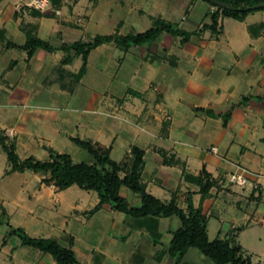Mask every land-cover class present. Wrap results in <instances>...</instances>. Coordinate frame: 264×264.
<instances>
[{"label":"crops","instance_id":"obj_1","mask_svg":"<svg viewBox=\"0 0 264 264\" xmlns=\"http://www.w3.org/2000/svg\"><path fill=\"white\" fill-rule=\"evenodd\" d=\"M28 1L0 0V130H16L15 150L23 155L19 158L41 155L46 160L47 149L67 154L61 146L74 144L76 138L110 149V159L118 164H130L131 149L137 147L143 151L141 182L150 194L184 211L191 202L207 219L209 241L233 240L252 264H260L247 243L264 237V178L250 177L240 188L228 185L226 177L238 166L264 174V12L243 20L220 17L218 35L213 36L210 30L199 32L204 21L209 24L203 0L193 5L185 0H59L55 5L50 0L55 15L18 12L17 5ZM144 5L148 17L142 15ZM160 21L199 33L182 48L159 52L151 44L142 46L152 51L151 57L113 43L99 46L90 52L86 73L72 92L59 87L58 76L53 84L45 80L56 71L62 51L38 49L27 61L26 52L4 48L7 42L25 43L24 25L58 47L84 41L88 33L89 38L136 35ZM250 27L256 29L254 35ZM102 49L105 54L94 58ZM72 64L65 72L76 74L81 64L78 70ZM244 97L249 98L241 103ZM73 99L76 106L70 103ZM79 157L93 164L84 149L71 159L77 163ZM9 169L0 172V179L13 174H6ZM194 178L202 181L190 180ZM206 181L211 187L203 197ZM34 187L30 192L21 187L11 201L0 199L11 227L16 218L18 227L13 228L70 248L80 264H173L167 249L172 233L181 227L177 217L134 219L107 204L89 215L99 202L95 192L72 191L77 186L64 191ZM120 194L130 205L140 206L139 196L126 187ZM10 240L9 249L2 251L9 257H0V264H55L48 254L21 251L20 242L11 247ZM193 249L180 264H211Z\"/></svg>","mask_w":264,"mask_h":264},{"label":"trees","instance_id":"obj_2","mask_svg":"<svg viewBox=\"0 0 264 264\" xmlns=\"http://www.w3.org/2000/svg\"><path fill=\"white\" fill-rule=\"evenodd\" d=\"M203 1L214 7L216 11L209 14L210 23L203 24L199 32L210 30L213 35H218L217 27L220 17L243 20L250 13L264 11V9H252L256 5L264 4V0H214L219 3H225L230 8L216 7L206 0ZM54 4L56 5L58 2ZM32 28L29 25L21 27L26 35V41L22 46L7 42L4 48L26 52L27 61L32 58L38 49L48 53L62 51L65 55L58 67H56L55 72L60 81L61 89L69 92L73 91L75 85L86 73L90 52L99 46L113 43L118 48L127 51L131 48L152 44L162 33L177 37L184 44L192 36L199 33L186 32L175 24L160 21L156 26L136 35H96L87 41L79 39L70 44H61L58 47H54L50 43L39 39L35 34V28ZM255 30L254 27L249 28L253 35ZM76 58L81 60L78 72L76 74L65 72L64 67L71 65ZM64 74L68 75V79L72 83L63 78ZM248 98L244 97L241 103H245ZM229 116L230 111L224 116L225 123ZM72 141L92 156L93 164L74 163L70 155L57 153L51 149H47L48 159L44 161L36 160L33 157L21 160L16 153L14 143H8L4 132L0 130V146L6 155L7 163L10 167L6 174H23L25 172L48 173L44 183L52 184L58 191L77 186L82 190L95 192L99 202L88 212L89 215L98 212L103 205L107 204L113 211L123 213L134 219L177 217L180 220L181 227L172 233L167 249L168 255L173 259V264H180L190 248L198 250L215 264H252L251 259L248 256H244L242 247L235 244L233 240H208L207 219L199 208H193L191 202H188L187 210L184 211L174 202L163 203L146 190L145 185L141 182L143 168V151L141 149L137 147L131 149L133 158L130 164H118L110 159V149L76 138H73ZM190 180L195 182L202 181L199 178ZM121 187H126L132 193L137 194L140 199V206L130 205L126 198L120 194ZM210 187L211 183L209 181H206L205 185L201 187L203 197L206 196ZM0 225L7 226L9 236L19 238L20 246L29 247L40 253L50 255L55 264H80L70 248L63 247L54 240L30 237L23 228H13L7 221L3 222L0 220Z\"/></svg>","mask_w":264,"mask_h":264},{"label":"rangeland","instance_id":"obj_3","mask_svg":"<svg viewBox=\"0 0 264 264\" xmlns=\"http://www.w3.org/2000/svg\"><path fill=\"white\" fill-rule=\"evenodd\" d=\"M54 3H57L59 2V0H52ZM186 2L189 3V5H193V2L194 1H197V0H185ZM51 2V1H50ZM69 2H72V0H69ZM60 3V2H59ZM202 3H205L206 5V9L208 10V13L206 14V17L207 18V21L210 23V19H209V14L216 11L214 7L210 6L208 3H206L205 1H202ZM148 4V3H147ZM204 5V4H203ZM148 5H144L143 8H141V11L142 12V15L144 16H149L147 13H148V8H147ZM67 8H65V10L67 11V13L69 14L70 11H71V8H69V6H66ZM71 7V6H70ZM189 7V6H188ZM187 7V9H188ZM206 10V12H207ZM136 11V10H135ZM264 11H259V13H262ZM49 14L51 15H55V11L52 9V5H51V8L49 9L48 11ZM188 13V11L186 12ZM184 13V16L185 14ZM79 21L83 20V18L81 17H78ZM78 21V22H79ZM82 22V21H81ZM182 22V20L179 19V21L177 22L178 25ZM228 23H233V20H229ZM203 24H205V21L203 22ZM230 28L227 26V29ZM210 33V32H209ZM165 34V36H164ZM117 35V34H116ZM163 35V36H162ZM88 39L87 37H85L84 41H87V40H90L92 36V33H88ZM215 36V35H213ZM71 37H67V39H70ZM83 39V38H82ZM71 40V39H70ZM75 40V39H74ZM184 45H186L185 43H181L180 42V39L177 38V37H174L168 33H162L161 35H159L156 39V42L154 44H151V46H149V48H153L152 51L155 49L160 50L162 48H174V47H177V48H182L184 47ZM147 46V45H146ZM174 46V47H172ZM140 48H144V47H138V48H135V49H140ZM148 48V47H147ZM148 48V49H149ZM103 50V52H102ZM102 50H98V52H96L97 54L94 55V58H96L97 56H102L105 54V49H102ZM101 51V52H99ZM152 51H149L147 50V52L143 51V50H139V53L137 55H140L142 54V56H147V57H151V55L153 54ZM154 55V54H153ZM141 56V57H142ZM106 56H103V59H105ZM97 59V58H96ZM81 62L80 60H78L75 64H72L71 68L74 69V70H78V67L80 66ZM69 66V65H68ZM69 73V72H67ZM67 75V74H65ZM57 76V73L53 70L51 71L49 74H47L45 80L48 82H51L52 84L55 83L53 82V80L55 79V77ZM66 81H70L68 79V75L65 76ZM60 83V81H59ZM58 83V84H59ZM102 85V83H101ZM104 85V84H103ZM102 85V86H103ZM59 86V85H58ZM60 87V86H59ZM63 100L59 101V102H62ZM70 103L73 105V106H76L78 104L77 100L76 99H73L70 101ZM4 134H5V137L7 139V142L8 143H14V140L17 138V133H16V130L14 129H6L5 131H3ZM61 149L63 150V153H67V154H70L71 156H75L76 153H78V151H83V149L79 148L78 146H76L75 144H68V143H65L61 146ZM86 153V152H85ZM20 157H22V153L20 152L18 154ZM41 155H36V157H33L35 158L36 160H40V161H44L43 159H41L42 157H40ZM31 157V156H30ZM48 159V158H47ZM85 159H80L77 158L76 159V162L79 163V162H84ZM73 161V160H72ZM93 163H94V160H93ZM9 165L7 164V160H6V156L5 154L2 152V150L0 151V172H2L6 167H8ZM48 177V173H33V172H25L24 174H19V173H13L11 174L10 176L8 177H5L4 179H0V199H5L6 201H11V196L15 193L18 192V190L21 189V187L25 190V191H32L33 187L35 186V184L37 183V187H34V189H38L42 184L45 185V186H53L52 184L48 185L46 184V182L44 183V180H46ZM40 180V182H39ZM72 191L74 192H82V193H90L91 195H94L95 193L94 192H84L83 190H80L78 187H73L72 188ZM6 203V202H5ZM4 212V213H3ZM15 220L11 221V225L13 227H18V223H16V218H14ZM0 220L1 221H7V217H6V214H5V211L1 205V201H0ZM134 220V219H133ZM264 233V232H263ZM8 239H11L10 242V246L11 247H14V246H18L19 244V238L16 237V236H9L8 235V229H7V226L5 225H0V257H6L8 259L9 257V254L8 253H3L2 251L5 249V248H8L9 249V244L7 243ZM244 240V238H243ZM245 241V240H244ZM243 241V242H244ZM247 246H249V249L252 250V252H254L255 254H257V260L256 262H260V264H264V237H262V241L260 242H256V244H253V243H247ZM251 246V247H250ZM21 249V251H32L33 253H39L37 250H34L32 248H29V247H24V248H19ZM18 249V250H19ZM195 252L194 253H197L200 257H202L203 259H205L206 261H208V263H211V264H215L213 261H211L208 257L200 254V252L196 249H193ZM7 251V250H6ZM20 250L18 251V253H22ZM7 256H5V255ZM244 256H247V254L244 252ZM190 258L191 255H189ZM3 259V258H2ZM3 260L5 262H8L9 260Z\"/></svg>","mask_w":264,"mask_h":264},{"label":"built area","instance_id":"obj_4","mask_svg":"<svg viewBox=\"0 0 264 264\" xmlns=\"http://www.w3.org/2000/svg\"><path fill=\"white\" fill-rule=\"evenodd\" d=\"M51 8L50 0H30L28 2H23L18 4L16 9L17 11H30L35 10L39 12H47ZM58 14V13H57ZM211 151L216 152L215 149H211ZM264 178V174L256 173L250 171L244 167L238 166L235 168V171L229 173L226 177V182L228 185L233 187L244 188L249 183V178Z\"/></svg>","mask_w":264,"mask_h":264},{"label":"water","instance_id":"obj_5","mask_svg":"<svg viewBox=\"0 0 264 264\" xmlns=\"http://www.w3.org/2000/svg\"><path fill=\"white\" fill-rule=\"evenodd\" d=\"M206 1H208L209 3H211L212 5H214L216 7H220V8L228 7V8H230V6L225 4V3H219V2L214 1V0H206ZM252 9H254V10L264 9V4L256 5V6L252 7Z\"/></svg>","mask_w":264,"mask_h":264}]
</instances>
